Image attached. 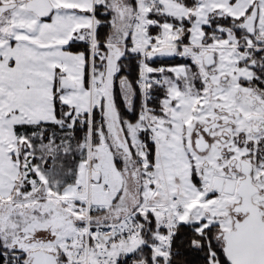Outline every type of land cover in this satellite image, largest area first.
Returning <instances> with one entry per match:
<instances>
[{"label":"snow or ice","instance_id":"snow-or-ice-1","mask_svg":"<svg viewBox=\"0 0 264 264\" xmlns=\"http://www.w3.org/2000/svg\"><path fill=\"white\" fill-rule=\"evenodd\" d=\"M0 264H264V0H0Z\"/></svg>","mask_w":264,"mask_h":264}]
</instances>
